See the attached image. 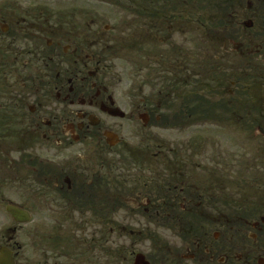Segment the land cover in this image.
Returning <instances> with one entry per match:
<instances>
[{"label": "flooded vegetation", "instance_id": "1", "mask_svg": "<svg viewBox=\"0 0 264 264\" xmlns=\"http://www.w3.org/2000/svg\"><path fill=\"white\" fill-rule=\"evenodd\" d=\"M60 4L0 0V264H134L138 255L145 257L137 264H264V0L232 2L244 9L243 21L234 11L215 18L206 51L203 19L183 11L143 19L136 12L135 22L146 28L135 42V67L138 76L149 73L155 92L140 95L145 84L137 82L141 127L160 124V111L180 104L185 128L206 119L216 132L210 155L201 133L165 147L183 150V160L143 147L168 160L128 163L133 177L119 172L116 180L108 177L105 157L113 139L122 141L110 124L120 107L107 82V41L91 38L87 14L79 12L78 20L70 4L66 17ZM175 32L185 34L179 45L171 39ZM189 33L195 47H188ZM239 132L244 141L236 140ZM87 138L99 152L90 166L77 163L73 150ZM156 202L168 224L159 228L176 234L179 245L156 242L149 227L108 226V216L125 206L138 215L160 214ZM113 232L127 233L129 247L108 249ZM148 233L149 252L136 251L141 242L135 241Z\"/></svg>", "mask_w": 264, "mask_h": 264}, {"label": "rangeland", "instance_id": "2", "mask_svg": "<svg viewBox=\"0 0 264 264\" xmlns=\"http://www.w3.org/2000/svg\"><path fill=\"white\" fill-rule=\"evenodd\" d=\"M183 1H185L186 3H192V11L196 15H198V9L200 10L202 15L199 17L203 19L206 28L213 27L211 22L206 19L218 17L217 15H219L220 13L223 15H228V13L234 11V14L230 13V15L233 14V17H235L237 21L241 23L244 19V9L239 6H236L233 9L231 8V3L245 2V0H205L204 3L188 2L187 0ZM63 3H65V8L60 9L61 15L67 13V11H72L68 10V6L70 4L73 5L76 11L75 16L78 20H83V18L79 17L80 14L88 15L87 17H85L84 15L83 16L87 21L90 20L91 22V25L88 27V33L91 34V38L98 39V36L101 35V39L107 41V47L104 51H102L105 63L108 65L107 82H110L113 85V92L115 93V97L118 100L117 105L125 112V117L123 119L115 118L110 123L112 127L117 129L120 137L122 138L120 145L112 150L107 149L105 153L107 160L111 163L110 168L112 170V173L115 174V169H118V167L122 166L126 169L130 168L129 172L133 174L134 170H132L131 168L133 166H128V163H131V160L128 158V154L131 153L134 154V156H136L137 158H141V156H143L144 154L142 145L145 139L150 140L149 149L151 147H159V149H162L164 153L167 152V156L173 158L175 155H178L177 160H183V150H177V154H172L171 152L168 153L167 148L172 147V149H174L175 147H181L183 143L182 141L185 136H189L192 138L195 135H198V133H201L200 135L202 136V139L204 141L205 152H207V155H210L213 139L216 132V128L213 126V122H204L202 126H198L197 124L192 122L190 126L185 128L181 123H179L180 120L170 121V125L166 124V120H163L160 124L149 123L147 125L149 128L142 129L141 121L137 119L138 115L137 110L135 109L138 98L137 82L141 83V85L145 84L143 89L140 90V95L143 94L145 96H154L155 92L147 86V82H154L147 76L149 73H141L139 76L136 73L135 63L137 55L135 54V42L137 41L139 34L143 36V30L146 27L135 22V15H131L129 12L125 11L122 8L120 9L109 0H90L89 2L87 0H65L61 2V4ZM187 6H185V9L187 8ZM223 11L224 13H222ZM69 14L70 13H68V15ZM106 24H109L111 28H105ZM62 27L66 31H68L71 28V24H68V26L67 24H65ZM81 29L82 28H80V31ZM190 33L188 35V47H195V36H191V34L194 35V32L191 34ZM183 36H185V34L183 33H171L172 42L179 45L182 40L181 37ZM204 36V50L206 51L209 46V43H206V40L209 38L206 35ZM97 45L95 46V48H93V50L97 49ZM212 53L211 50H209L207 54L205 53L204 57L205 82H208V78H210L211 75V67L213 62ZM171 111L172 110L168 111V113L171 114ZM162 112L166 113V111H164V108L162 109V111H160V113ZM105 122H107L108 124L110 121L109 119H107ZM225 129L229 130L230 128L228 129V127L226 126ZM141 137V143L139 144V146L135 147L139 143ZM239 139L244 141V135L240 132L238 133L236 140ZM165 147H167L166 150ZM73 150L75 151V154L77 156L79 155V158L76 160V162L82 163L86 166H90L92 164V161L95 160L98 155V147H96L95 142L88 138L83 139L80 143H76L73 147ZM162 157H164V155L158 157V160H168ZM205 159V161H208L207 158ZM10 198L14 202H20L18 201L17 196L13 195L10 196ZM109 210H111V206ZM127 211L128 210L125 206L122 211L118 213H111L108 216V226L115 227L117 224H124L127 227L133 228L149 227L155 230V238H160L162 239V241H165V239H167L166 241L171 242L174 245H179V237L176 234L169 233L163 228H159L163 225L160 223V221L157 222L155 217L153 218V216L148 215L140 216L136 212ZM214 230L215 228H212L211 232H213ZM124 234L126 235H123L121 237L118 236L119 234H116V232L109 234L107 248H117L121 246L129 247V244L132 241L129 237H127V233ZM139 237L140 238L135 242H141V244H136V251H141L143 253L149 252L148 244L150 243V246L153 244H151L152 239H149L148 237H152V235L148 233L145 236L139 235ZM212 237H214V235H212L211 233L210 238L212 239ZM154 247L156 252L158 246L154 245ZM160 252L164 253V251L162 250H160ZM234 252L237 254L243 253L242 250L238 249L234 250ZM234 264H238L236 263V260Z\"/></svg>", "mask_w": 264, "mask_h": 264}, {"label": "trees", "instance_id": "3", "mask_svg": "<svg viewBox=\"0 0 264 264\" xmlns=\"http://www.w3.org/2000/svg\"><path fill=\"white\" fill-rule=\"evenodd\" d=\"M110 2H112L115 6L119 7L120 9H124L125 11L129 12L131 15H135L136 12H139L141 14V18L145 19L148 15H155L157 17H168L170 14L171 16L173 15H177L178 17H180V12H185V14L183 16H186L187 18L193 19L195 20L196 18H200L199 16H201V12L198 9V12L196 15L195 13H193V7L191 6L192 3H186L183 0H109ZM188 2H195V3H204L205 0H187ZM139 3V5H138ZM185 3L187 6V8L185 9L184 7H181L180 4ZM141 4V5H140ZM178 5V6H177ZM224 13V11L222 12ZM68 16V13L66 15V17ZM218 17L220 16H224L223 14H219L217 15ZM217 18V17H213L211 19H206L209 22L213 23V20ZM202 19V18H200ZM193 23V24H192ZM190 26H195L194 22H189V27ZM206 27V26H205ZM182 105H173L172 107V113L170 114V116H172V119L169 120V115L166 113V119L168 124H171L170 121H175V120H180L179 123H182L185 118H184V111L182 109ZM189 113L193 112L195 113V107H193L192 110H188ZM162 118H164V115L162 116ZM148 144V143H146ZM128 158L131 160V162H135L137 164L146 162V163H154L159 161L157 158L151 157L149 155H146V158L144 159L142 158H137L136 156H134V154L129 153L128 154ZM114 177H119V175H116ZM162 204V203H161ZM161 204H157V205H161ZM155 211H160V214H155L154 212L151 213V215L153 216V218L155 217V219L157 220H161V224L164 226V221H166V217L164 216V206L162 204V206L156 207V209H154Z\"/></svg>", "mask_w": 264, "mask_h": 264}, {"label": "water", "instance_id": "4", "mask_svg": "<svg viewBox=\"0 0 264 264\" xmlns=\"http://www.w3.org/2000/svg\"><path fill=\"white\" fill-rule=\"evenodd\" d=\"M12 213L14 214V211L12 210Z\"/></svg>", "mask_w": 264, "mask_h": 264}]
</instances>
